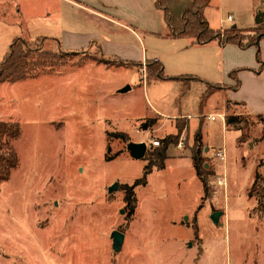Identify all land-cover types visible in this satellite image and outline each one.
Listing matches in <instances>:
<instances>
[{
    "label": "rangeland",
    "instance_id": "1",
    "mask_svg": "<svg viewBox=\"0 0 264 264\" xmlns=\"http://www.w3.org/2000/svg\"><path fill=\"white\" fill-rule=\"evenodd\" d=\"M111 1L101 8L106 14L126 18L130 24L143 19L138 9L135 14L128 11L125 0ZM221 2L223 8L215 0L207 10L214 29L230 28L234 23L227 20L229 14L241 19L245 27L238 28H250L248 23L256 20L250 9L264 11V0ZM24 5V13L13 7L6 14L0 10V62L16 37L33 48L41 46L40 50L79 54L67 56V62L54 72L0 83V120L17 121L22 128L14 142L19 167L0 184V264H264V199L258 192L264 185V120L231 102L235 89L225 92L216 87L233 85L236 79L230 72L236 69L240 85L242 70L257 74L256 46L227 43L245 52L237 57L243 63L251 61L248 48H255L257 67L233 68L228 80L219 82V63V76L209 81L217 90L202 104L198 85L175 94L172 83L150 77V63L155 60L142 64L132 60L141 52L139 37L142 44L152 46L151 51L165 52L171 41H166L164 33L149 34L135 27L132 31L62 0H24ZM45 8L52 11L50 15L42 14ZM261 24L264 21L256 26ZM73 32L93 38L83 48L69 49L67 41ZM30 34L36 38L31 40ZM101 39L135 43L139 48L126 54L124 47H116L103 54L95 42ZM260 56L263 60L261 40ZM102 58L111 63L100 62ZM89 60L101 65L83 67ZM183 80L187 84L192 78ZM244 83L246 90L250 81ZM128 85L129 90L120 91ZM148 86L152 103L170 115L162 117L166 121L161 131L154 125L152 116L158 115L149 102ZM212 111L224 113L225 118L228 113H241L247 120L238 125L242 126L239 132L224 133L221 116L214 121L204 117L202 133L211 146L206 151L202 142L207 170L203 176L210 191L206 197L193 159L187 156L196 148V132L190 138L188 121L171 115L192 114V136L200 126L201 112ZM170 132L165 167L152 166L146 183L136 186L138 201L131 215L125 186L141 178L153 159L152 140L160 139L162 146ZM181 139L184 145L177 150ZM133 142L147 143L143 158L132 157L129 145ZM217 147L225 149V162L214 155ZM218 177L226 186L217 183ZM114 184L117 188L112 190ZM217 210L223 211L219 224L211 217ZM115 230L125 234L119 250L113 247Z\"/></svg>",
    "mask_w": 264,
    "mask_h": 264
},
{
    "label": "crops",
    "instance_id": "2",
    "mask_svg": "<svg viewBox=\"0 0 264 264\" xmlns=\"http://www.w3.org/2000/svg\"><path fill=\"white\" fill-rule=\"evenodd\" d=\"M64 2H70V3H75L78 6L88 8L91 11L95 12L96 14H100V16L111 19L117 25L121 27H127L130 30H134L133 28H139L142 31H145L146 33H156V34H162L166 33L168 31V26H167V21L165 19L164 11L163 9L157 7L156 5V0H125L127 2V5H129L128 11L132 14L134 13V9H138L141 15L143 16V19L140 21H135L136 24H130L128 23L126 18L123 17H115L109 14H106L101 8H106L108 6V2H112L111 0H62ZM107 3V4H105ZM140 3V4H139ZM215 0H211V3L209 5L212 6L214 5ZM173 4V5H172ZM192 4V0H166V6L168 8V11L171 15L175 17H180L184 13V11ZM223 2L220 0V6L219 8H223ZM8 7H13L15 12L19 13H24L26 7L24 5V0H0V10H2L3 14H6L5 11ZM205 11L206 18L207 17V10ZM44 12L42 14L50 15L51 10L49 8L43 9ZM251 15L253 18H255L258 14L263 13L264 11L258 10L257 7H252L250 9ZM232 15V14H231ZM233 16V15H232ZM39 17V16H38ZM237 20V21H235ZM240 20V21H239ZM209 21V20H208ZM234 23L233 25H236L237 27H245L241 23V19H235L233 16V20L230 21ZM211 25V23L209 22ZM257 25L256 20L254 22L250 21L248 23L247 27H255ZM135 31V30H134ZM135 35H138L135 33ZM36 36L29 35L28 38L35 39ZM92 36L89 37L88 34L84 32H73L71 34V37L68 39L67 42V48L69 49H79L80 47L83 48L88 42L91 41ZM166 41H171L168 42V49L165 52H159L157 48L152 49L151 47L148 48L146 44H142V39L139 37V43L141 46V52L138 51V55L136 57H133L132 60H137L139 62H146L149 59H153L156 61H164L162 62L164 66V71L167 75L177 77V76H186L192 78L189 83H185V81L181 79H164V78H158L155 79V81H160V82H170L172 83L175 94H181L182 89L198 85L199 87V92L203 94L205 90L207 89L208 82L214 80V76L218 73H216V70L219 68V63H220V68H221V79H219V82L221 81H226L228 80V72L230 70H233V68L239 67V66H245L248 64L251 67H257V62L255 59L253 60L254 56V51L255 48H248L249 54H250V60L251 61H244L240 62L237 61L238 54L244 55L242 51H239L236 46L234 45H221L217 44L216 41H211L208 43H203V44H197L192 42V38L189 37H165ZM46 40V39H44ZM97 45L100 46L101 52L103 54H110L112 53L113 49L116 47H124V50L126 51V54H128L127 51L132 52V49H137L139 48L138 45L134 43L133 45H130L131 43L125 44L123 42H115L114 40H104L101 39V41H95ZM119 43V44H118ZM262 43V57H263V62H264V37L261 39ZM87 46V45H86ZM150 49V50H149ZM182 49H186L187 52L185 53ZM84 50V49H81ZM80 51V50H79ZM245 51V50H244ZM218 53L221 54L220 61L217 60ZM141 54V55H140ZM213 54V56H212ZM226 54V56H225ZM228 54V55H227ZM127 56V55H126ZM222 59V60H221ZM227 60V63H226ZM91 61V62H90ZM223 61V62H222ZM89 63L85 64L83 67L89 65L91 67L101 65L100 63L95 64L92 60L87 61ZM199 75L200 77H198ZM219 76V75H218ZM240 76L242 78L243 84H241L237 89H235L233 95L234 97L229 98L231 99V102L235 103L236 105L240 106V109H243L244 111L247 112V114L250 115H257V114H262L264 112V67L263 71L259 74L252 70H242L240 73ZM220 78V77H219ZM209 79V80H208ZM249 80V86L246 90H244V85H245V80ZM208 80V81H207ZM217 81V80H216ZM15 83V82H14ZM146 82H144V89L146 90ZM223 84V83H220ZM232 84H235V82ZM150 85V82L149 84ZM150 86L147 87V96L149 98V102L152 105L153 112L157 114L158 116H152V118H155V126L156 128L160 129V131L163 128L164 121L162 117L166 114L162 111H160L153 103V94L151 96L150 92L148 91ZM229 88L223 87L222 90L227 91ZM230 92H232V89H229ZM187 92L183 95L186 96ZM182 98V97H181ZM180 98V99H181ZM157 101V99L155 98ZM180 105H182V102L180 100ZM151 108V109H152ZM202 114V115H201ZM199 115L200 116V126L198 129H195L194 132L192 133V136H190V119L192 114L187 113H179L177 115H171L172 118L176 119H183L188 121V135L190 138L193 137V134L196 132H201V141L205 143V150L208 151L211 149V146L209 144V141L204 138V135L202 133L203 129V123H204V117L207 116L209 120H217V117H222L223 118V125L222 129L224 133L230 132V131H235L239 132L240 129H235L226 124V119L223 117L221 114L224 113H218L216 111H212L208 115H204L202 112ZM215 114L216 117L215 119H211L209 115ZM241 114V113H237ZM225 115V114H224ZM166 116H170L169 114H166ZM166 123V122H165ZM173 132L167 133L164 135L163 139L166 138L167 136L171 135ZM195 133V135H196ZM160 140V139H159ZM195 140V136H194ZM161 141V140H160ZM158 147V146H155ZM175 148L178 150L180 147L175 145ZM220 147H217L219 149ZM216 148L213 150H217ZM170 150V147L168 148L167 154ZM189 157L193 156V153L191 152L187 155ZM168 158V157H167ZM193 159V157H192ZM194 162V161H193ZM197 173V171H196ZM198 175V174H197Z\"/></svg>",
    "mask_w": 264,
    "mask_h": 264
},
{
    "label": "trees",
    "instance_id": "3",
    "mask_svg": "<svg viewBox=\"0 0 264 264\" xmlns=\"http://www.w3.org/2000/svg\"><path fill=\"white\" fill-rule=\"evenodd\" d=\"M157 7L163 9L165 19L167 21L168 31L162 35L166 37H189L192 38L193 43L203 44L211 41H217L221 45H225L229 42L238 44L241 47L254 45L257 48V56L259 62V69L257 73L262 72L264 62L260 56V40L264 37V25L250 27L247 29L238 28L236 25H232L226 29H214L209 24L206 18L205 11L209 7L211 0H192V4L184 11L182 16L175 17L171 15L166 6V0H156ZM246 39V42L244 40ZM30 43L21 37L14 38L10 49L4 59L0 62V83L9 82L14 83L23 81L29 78H34L45 71L54 72L57 67L67 62V56H76L79 54L78 51H61L60 53L53 50H40L33 48L29 45ZM87 55V54H86ZM105 64H110L111 60L102 58L99 60ZM84 62V61H83ZM142 64L143 62H137ZM154 65V66H153ZM152 67L150 77L155 79H184L186 76H169L164 71V66L160 61H154L150 63ZM237 71L233 70L230 72V76L236 79L235 84H216L217 89L220 88H233L237 89L240 86V81L237 78ZM208 82L207 89L201 95V103H205L207 98L211 96L217 89L213 88L215 85H210ZM264 120V114H257ZM226 124L232 128L240 129L242 126H238L241 123L246 122V118L242 114L235 112L226 114ZM235 126V127H234ZM22 135L21 124L17 121H4L0 120V184L10 179L11 174L14 170L19 167L20 158L18 152L14 146V142L18 140ZM120 137L127 138V134L117 132ZM201 132H197L195 135L196 148L193 151V161L196 168L197 174L200 177L203 187L204 195L207 197L210 195L209 188L203 171H207L206 165L202 162V141ZM171 142V136H167L163 139V145L158 146L151 153L149 165L145 166L144 174L141 178L137 179L133 184L126 185V201L130 206V214L135 213L137 205V195L135 188L137 185L146 183V176L151 171L152 166H157L160 169L165 167V161L168 157L167 151L169 143ZM110 160L109 156L106 157ZM259 175L257 176L258 179ZM257 183V180L255 184ZM260 193L261 200L264 199V185L258 191Z\"/></svg>",
    "mask_w": 264,
    "mask_h": 264
},
{
    "label": "water",
    "instance_id": "4",
    "mask_svg": "<svg viewBox=\"0 0 264 264\" xmlns=\"http://www.w3.org/2000/svg\"><path fill=\"white\" fill-rule=\"evenodd\" d=\"M264 21V15L263 13L258 14L256 16V22L257 24H260ZM130 89V86H126L124 88H122L120 91L121 92H125L127 90ZM147 143L146 142H133L129 145V149H130V153L132 155V157L140 159L143 158L147 152ZM117 188V184H114L111 189L114 190ZM223 215V211L221 210H217L215 212L212 213L211 217L213 219V221L216 224H219L220 222V217ZM112 238H113V247L115 250H119L122 245L123 242L125 240V234L123 232H120L118 230H115L114 232H112Z\"/></svg>",
    "mask_w": 264,
    "mask_h": 264
},
{
    "label": "built area",
    "instance_id": "5",
    "mask_svg": "<svg viewBox=\"0 0 264 264\" xmlns=\"http://www.w3.org/2000/svg\"><path fill=\"white\" fill-rule=\"evenodd\" d=\"M227 20L228 21H232L233 20V16L231 14L228 15L227 17ZM223 117L224 115L221 114ZM211 119H215L216 115L215 114H211L209 115ZM152 143L154 146H160L161 145V141L159 139H155V140H152ZM184 145V140L181 139L179 141V143L177 144L178 147H183ZM214 155L220 159L222 162H225L226 160V151L224 148H219L217 149L215 152H214ZM217 183L220 184V185H225L226 186V182L221 178V177H218L217 179Z\"/></svg>",
    "mask_w": 264,
    "mask_h": 264
}]
</instances>
